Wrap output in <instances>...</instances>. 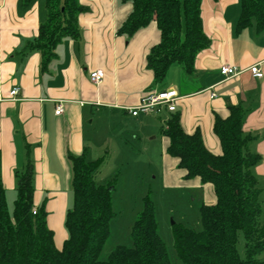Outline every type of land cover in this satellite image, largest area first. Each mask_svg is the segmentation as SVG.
<instances>
[{
	"label": "crops",
	"instance_id": "0c3cea01",
	"mask_svg": "<svg viewBox=\"0 0 264 264\" xmlns=\"http://www.w3.org/2000/svg\"><path fill=\"white\" fill-rule=\"evenodd\" d=\"M23 1L0 0V173L10 213L14 210L10 203L17 199L16 173L31 162L35 206L46 207L56 246L62 248L68 238L66 214L74 201L71 156L87 151L88 159L95 161L90 158L87 121L94 112L97 116L108 113L118 121L139 120L143 125L138 130L150 127L153 122L141 119L149 115L134 117L129 109L139 106L149 91L169 88L181 92L177 112L184 131L200 130L214 154H221L214 133L216 116L225 119L230 115L229 106L243 107L244 132L254 137L250 150L262 157L252 171L260 182L264 210V78H256L250 71L260 64L264 73V36H258L255 27L236 34L241 0H203L202 18L210 46L198 54L193 75L174 64L161 85L155 84L154 73L147 66L152 47L161 41L156 22L131 37L118 33L132 12L131 4L80 0L89 8L79 16L80 38H65L56 58L43 71L42 54L28 52L27 46L46 19L45 2L35 0L25 7ZM225 65L237 67L239 75L226 80L220 73ZM97 70L105 72L98 85L90 79ZM16 87L20 93L12 96ZM59 103L64 104L60 116L56 114ZM159 116L167 122L171 113ZM167 146L163 136L165 162L174 183L200 188L203 203H215L212 185L203 186L198 180L184 183L185 173L166 154Z\"/></svg>",
	"mask_w": 264,
	"mask_h": 264
},
{
	"label": "trees",
	"instance_id": "16d2710c",
	"mask_svg": "<svg viewBox=\"0 0 264 264\" xmlns=\"http://www.w3.org/2000/svg\"><path fill=\"white\" fill-rule=\"evenodd\" d=\"M35 0H24L29 7ZM46 19L27 51L42 54V70L47 71L56 58V50L65 38L79 39V16L89 10L80 0H44ZM132 12L118 33L128 37L156 22L161 41L152 47L147 66L154 82L161 85L170 68L179 64L188 75L196 72L198 54L210 46L204 30L203 0H122ZM255 27L264 36V0H241L236 34ZM227 118L216 116L214 133L221 154L212 153L200 130L186 133L178 112L171 113L162 127L168 139L166 154L178 162L184 183L195 180L210 184L216 196L213 204L203 203V226L196 232L184 226L174 229L177 258L183 264H264L262 189L253 168L262 161L251 152L253 136L244 132L246 112L241 106H229ZM73 165V207L67 211L68 238L62 248L56 246L55 232L48 224L44 205L35 206L34 168L28 162L16 173L17 199L10 213L0 173V264H173L162 240L156 208L150 196L132 229L133 247L118 246L107 260L100 256L108 242L110 223L115 217L111 184L95 180L104 160L91 161L85 151L71 156ZM1 163V153H0ZM35 209L37 213L34 214ZM245 253L239 251L240 235Z\"/></svg>",
	"mask_w": 264,
	"mask_h": 264
},
{
	"label": "rangeland",
	"instance_id": "374dc122",
	"mask_svg": "<svg viewBox=\"0 0 264 264\" xmlns=\"http://www.w3.org/2000/svg\"><path fill=\"white\" fill-rule=\"evenodd\" d=\"M94 115L87 121L86 129L90 158L104 160L95 180L98 184L112 185L110 190L115 213L110 223L111 235L100 259L107 260L118 246H134L132 229L144 209L146 197L150 196L156 208L159 234L173 264H183L177 258L174 229L184 226L196 232L203 230L200 216L203 190L174 183L169 176L170 169L163 150L162 127L165 119L156 114L142 116L141 119H149L153 123L138 130V126L143 125L139 120L124 118L118 121L108 113L97 116L94 112ZM93 118L95 121L90 124ZM9 207L13 209L14 203H10ZM244 250L242 234L239 242L242 256ZM259 258H264V252Z\"/></svg>",
	"mask_w": 264,
	"mask_h": 264
},
{
	"label": "built area",
	"instance_id": "2783aa9c",
	"mask_svg": "<svg viewBox=\"0 0 264 264\" xmlns=\"http://www.w3.org/2000/svg\"><path fill=\"white\" fill-rule=\"evenodd\" d=\"M254 77L262 79L264 73L260 64H256L250 68ZM221 75L226 79H231L239 75V70L235 66L225 65L220 70ZM105 72L102 70L94 71L90 74L92 83L98 85L103 82ZM20 93L19 88H14L11 92L12 96H17ZM215 96V95H214ZM182 98L181 92L174 88L149 91L143 98L139 106L129 109V112L134 117L139 115H161L164 112L174 113L178 109V101ZM64 113V104L59 103L56 107V114L60 116ZM37 213L35 209L34 214Z\"/></svg>",
	"mask_w": 264,
	"mask_h": 264
}]
</instances>
